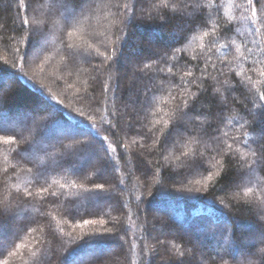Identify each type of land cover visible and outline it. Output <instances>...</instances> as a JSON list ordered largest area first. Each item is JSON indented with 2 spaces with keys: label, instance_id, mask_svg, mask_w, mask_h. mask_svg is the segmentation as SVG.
I'll return each instance as SVG.
<instances>
[{
  "label": "trees",
  "instance_id": "obj_1",
  "mask_svg": "<svg viewBox=\"0 0 264 264\" xmlns=\"http://www.w3.org/2000/svg\"><path fill=\"white\" fill-rule=\"evenodd\" d=\"M125 2L119 0L120 9L117 0L81 5L85 14L77 12L68 29L71 35L63 30L65 13L57 2L47 50L37 54L23 22L48 17L51 0H33L27 12L22 0H0V264H261L264 221L255 205L264 200V174L256 172L235 188V169L219 157L213 159V147L185 142L173 149L171 143L165 145L163 133L176 104L196 91L194 84L181 81L202 78L209 86L205 102L215 103L211 89L217 87L214 78L222 79L223 69L237 89L228 97L237 119L229 118L223 126L228 135H220L239 149L238 156L251 159L246 145L233 144L231 137L244 141L242 133L247 132L249 143L259 138L258 125L241 129L240 117L253 106L246 97L254 94L258 101L264 95V16L253 17L247 0H199L207 25L201 27L199 21L173 17L170 9L153 10L155 19H149L148 4L121 33ZM163 11L167 24L160 18ZM61 36L82 53L70 66ZM120 36L133 49L139 41L156 39L161 55L166 51L168 58L148 59L139 48L137 59L125 61L119 56L124 48ZM144 63L150 68L141 72ZM155 86L163 91L148 109L145 89ZM105 88L109 91L101 97ZM89 95L99 103L90 105L84 99ZM125 122L132 127L122 131ZM6 138L18 142L6 145ZM197 147L207 169L202 174L186 167V158L176 159L181 151L191 154ZM104 149L115 171L104 160ZM217 160L224 167L208 181L220 167ZM96 183L106 189L100 197L88 191ZM248 188L251 193L244 197ZM236 192L240 200L232 199Z\"/></svg>",
  "mask_w": 264,
  "mask_h": 264
},
{
  "label": "snow or ice",
  "instance_id": "obj_2",
  "mask_svg": "<svg viewBox=\"0 0 264 264\" xmlns=\"http://www.w3.org/2000/svg\"><path fill=\"white\" fill-rule=\"evenodd\" d=\"M60 2L61 6L64 9V16H63V30L71 35V32L68 31L71 28L72 21H74L77 17V12L81 16L85 14V8L81 7L86 3H92V0H51L49 5V15L44 20L36 19L32 24H29L27 20L23 23L29 26V37L28 43L32 44L35 41V46L32 51L39 54L40 51H46L47 49L44 45L47 44V35L49 32V23L50 18L53 12V6ZM33 0H28L27 3H23L22 6L24 7L25 11L32 7ZM148 4H151V8L148 9L149 11V19H155L152 16V11L156 10L157 12H161V10L170 9L173 17L181 18L185 21L192 20L193 22L199 21L201 27H206V22L202 19L203 17V9L205 7L204 4L200 3L199 0H126L123 4V11L122 14L124 16L123 24L124 28L120 29V32L123 33L127 27L130 26V21L136 18V12L139 10L143 12ZM248 5H253L251 8L252 16L256 17L258 14L264 16V0H247ZM117 9L121 8L119 0L115 4ZM196 9L200 10L199 15H195ZM191 10V11H189ZM32 11L35 13L37 10L32 8ZM160 18L164 20L165 24L168 22V13L163 11L160 15ZM260 29H254V32H259ZM208 35L207 32L204 33ZM186 38V36H185ZM119 39L123 40L124 48L119 52V56L123 57L125 61H131L133 59H137V56L134 55V52L137 51L139 48H143L146 50L147 58L151 60H156L159 57L160 61H164L168 58V52H164L161 55L162 49L158 46V41L153 38L144 39L143 41L137 42V48H129L128 47V40L124 39L123 36H120ZM60 42L63 45L64 57L66 66H70L74 64L76 59L82 55L81 51L77 50L73 45L66 43L63 39V36L60 37ZM227 46V45H226ZM115 51V50H114ZM29 56V51H25L24 59L27 61ZM173 58H175V54H172ZM108 59V57H105ZM115 63L119 64V58L115 61ZM172 67L177 68L180 70L179 65H173ZM227 67V65L225 66ZM150 68L148 63L143 64V68L138 69L139 71L143 72L145 69ZM97 69L94 66L93 71L95 72ZM158 71H163V69H158ZM184 71L191 76L192 73L188 72L185 68ZM228 71H231L228 68ZM251 71V69H249ZM170 75H175L172 72V69L169 68ZM261 76H264V71L260 72ZM219 77L222 79L214 78L217 87L212 88L213 92V99L215 103L212 102H205V96L209 92V86L204 84L202 78L193 77V79L184 82L181 81L182 84H194L196 87L195 92H191L188 94V99H182L181 102L177 103L174 109V114L170 117L171 124L169 125L167 122L165 123L166 131L163 133L165 136V145L167 146L168 143H171L173 149H177L179 147L185 146V142L188 144L195 143L196 145H204L206 148L211 146L214 148L215 156L213 159L219 157L222 160L226 161V164L231 168L235 169V176L233 179L232 186L235 188L241 187L242 182L246 177H251L252 174L256 172H260L264 174V95L259 96V100L257 101L256 97L252 93V89L249 87L248 92L251 94L246 99H251L252 101V108L249 109L248 113L244 114L240 117L243 121L240 123V128L243 129L249 123H253L258 125L259 127V138L253 139L251 143L247 140V132L242 133L245 137L244 141H241L240 137L232 136L233 144H241L244 143L247 147L248 155L251 159H247L244 157L243 153H240L239 156V149H233L232 144H228L226 140H223L220 133L223 132V136H227L228 133L223 131V126L225 125L226 121L230 119L235 120L237 119L236 116L232 115V109L229 106L228 97L237 90L234 88L231 78L227 75V73L221 69L219 72ZM96 77L94 76L93 79ZM159 79H163V77H158ZM252 77H249V81H251ZM99 81H97V84ZM240 83H244L241 81ZM171 84H175V81H171ZM238 87V86H237ZM116 89H113L115 92ZM109 89L105 88L100 91V96L103 97L108 93ZM162 86H155V90L153 88L145 89V98L146 103L145 107L150 109L152 104V99L157 95L158 92H162ZM148 93H151V97L148 96ZM216 93H219L220 99H216ZM171 95V93H169ZM84 99L91 105V104H98L99 101L97 100L96 96L89 95L84 97ZM207 108V111H201V109ZM258 109V110H257ZM225 113H228V116H225ZM111 115L116 116L118 115L117 112H113ZM239 122V121H238ZM116 125H110V127H115ZM132 125L128 122H125L121 125V130L123 131L125 128H131ZM149 132H152V129H148ZM207 137V139H205ZM16 141L15 138H6L4 139V144L10 145ZM86 144V142H83ZM224 145H227V150L225 149ZM255 145V147H253ZM103 149V145H101ZM27 148L20 149L17 152V159L20 158V152H26ZM116 151V149H113ZM230 155V158H229ZM203 153L199 151V148L192 152L191 154L187 152H180L179 155L176 156L177 160H183L186 167H188L191 171L197 173H203L207 171L203 167V160L201 157ZM167 159V157H165ZM123 159V157H121ZM104 160L107 162L108 166H111L113 171L116 170V166L111 164V158L106 149H104ZM243 161V162H241ZM58 166H62L59 161H56ZM217 164L220 165V160H217ZM224 165H220L217 168L216 172L210 173L207 176L208 181L214 180V178L219 175L221 169ZM48 171L47 168L41 171V175L46 174ZM145 174H147V168L144 169ZM88 179H91L90 177ZM43 191H47L44 189ZM91 191L94 196L100 197V195L106 192L104 183H96L93 189H88ZM251 193V188H248L247 191H244L243 196L248 197ZM27 195L31 196L32 193L30 191L27 192ZM55 195V193H52ZM242 197L240 196L239 192L233 194L232 199L240 200ZM223 202V201H222ZM249 205V208H252V202H246ZM255 211L259 216L261 221H264V200L260 201L259 204L255 205ZM0 215H3L0 212ZM69 215H71L69 213ZM85 224L95 223L92 220H85ZM160 243H163L161 241ZM260 257H261V264H264V248L260 249ZM7 264V262H4ZM251 264V262H250Z\"/></svg>",
  "mask_w": 264,
  "mask_h": 264
},
{
  "label": "rangeland",
  "instance_id": "obj_3",
  "mask_svg": "<svg viewBox=\"0 0 264 264\" xmlns=\"http://www.w3.org/2000/svg\"><path fill=\"white\" fill-rule=\"evenodd\" d=\"M32 52H34V51H32ZM249 224H251L249 227L251 228L252 226H253V224L252 223H249ZM156 231L158 232V233H160L161 234V229H159L158 227L156 228ZM250 232H252V231H250ZM252 241V243L256 246V243H257V241L256 240H251ZM259 242V241H258ZM187 257H188V255H187ZM155 264H163V263H155Z\"/></svg>",
  "mask_w": 264,
  "mask_h": 264
}]
</instances>
